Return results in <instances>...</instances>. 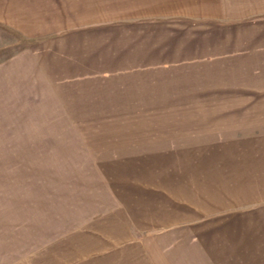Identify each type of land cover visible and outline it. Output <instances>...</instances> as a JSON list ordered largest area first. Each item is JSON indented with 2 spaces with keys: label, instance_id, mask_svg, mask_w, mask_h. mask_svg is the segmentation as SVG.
<instances>
[{
  "label": "rangeland",
  "instance_id": "rangeland-1",
  "mask_svg": "<svg viewBox=\"0 0 264 264\" xmlns=\"http://www.w3.org/2000/svg\"><path fill=\"white\" fill-rule=\"evenodd\" d=\"M7 2L0 264H264V0Z\"/></svg>",
  "mask_w": 264,
  "mask_h": 264
},
{
  "label": "crops",
  "instance_id": "crops-1",
  "mask_svg": "<svg viewBox=\"0 0 264 264\" xmlns=\"http://www.w3.org/2000/svg\"><path fill=\"white\" fill-rule=\"evenodd\" d=\"M7 3L4 4V8L1 11L3 14L2 21L10 23L11 26H14L23 32L26 37L30 38L38 35L44 36L60 30L68 29L70 31V9L80 5L79 3L75 4L73 0H8ZM0 17L2 18L1 15ZM66 37L70 38V32L66 33ZM56 49L60 50L59 45L57 48L56 46L52 48V51H54L50 52L52 56L53 54H59ZM64 52L70 53V50ZM45 53L46 51H42V63H44L43 56H45ZM39 67L42 71L49 70L43 64ZM51 70L53 74L48 79L50 81H48V85L53 87L55 92L56 88H60V85L67 88L70 92V69H66L67 72H64L67 76V82L65 83L59 82L58 78L62 73H57L59 69L56 68V65Z\"/></svg>",
  "mask_w": 264,
  "mask_h": 264
}]
</instances>
